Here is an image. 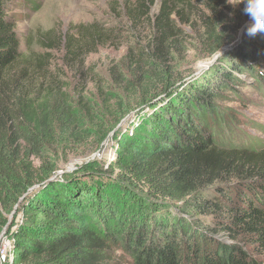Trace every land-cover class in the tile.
<instances>
[{"label":"trees","instance_id":"16d2710c","mask_svg":"<svg viewBox=\"0 0 264 264\" xmlns=\"http://www.w3.org/2000/svg\"><path fill=\"white\" fill-rule=\"evenodd\" d=\"M11 1L0 0V234L7 229L11 244L3 264H264V145L239 134L240 119L224 107L249 74L263 81L264 35L246 41L219 76L176 83L155 59L189 23L192 1L163 0L156 52L139 56L126 88L140 89V99L127 109L134 115L115 157L56 175L80 121L44 60L23 50L29 40ZM198 1L220 40L219 0Z\"/></svg>","mask_w":264,"mask_h":264},{"label":"rangeland","instance_id":"374dc122","mask_svg":"<svg viewBox=\"0 0 264 264\" xmlns=\"http://www.w3.org/2000/svg\"><path fill=\"white\" fill-rule=\"evenodd\" d=\"M12 1L15 3L10 6V14L18 20L22 40H29L23 50L34 52L44 60L46 74L67 93L73 115L80 121L79 136L72 139L68 155L61 156L56 175L74 172L94 160L113 159L116 139L133 119L134 113L129 114L127 109H132L140 99V89L131 95L127 85L137 79L139 56L152 57L156 52L154 18L163 0H144L146 8H141L143 0ZM191 1L184 8L189 23L178 24L182 33L167 44L162 59H155L176 83L219 76L222 68H226L225 63L238 60L235 53L254 38L244 31L249 23L243 12L245 4L234 7L228 0H219L221 23L213 36L220 40H215L204 23L205 16L212 13L202 2ZM131 9L138 11L136 24ZM85 29L94 39L81 37ZM131 51L133 55L129 56ZM260 63L262 66H254L263 81L260 83L249 74L247 86H237L242 94H228L233 98L224 107L232 109L230 112L240 119L239 126L236 124L239 134L264 145L263 57ZM142 64V71L147 73L150 69L146 63ZM198 219L200 223L209 221L204 215ZM13 221L11 215L9 225ZM222 239L231 243L226 236ZM10 246L5 229L0 234V264L6 261Z\"/></svg>","mask_w":264,"mask_h":264},{"label":"clouds","instance_id":"9594fccd","mask_svg":"<svg viewBox=\"0 0 264 264\" xmlns=\"http://www.w3.org/2000/svg\"><path fill=\"white\" fill-rule=\"evenodd\" d=\"M229 4L239 6L245 4L243 12L249 17L245 26V34L250 37L264 35V0H228Z\"/></svg>","mask_w":264,"mask_h":264}]
</instances>
